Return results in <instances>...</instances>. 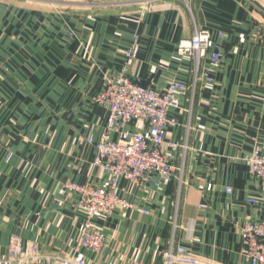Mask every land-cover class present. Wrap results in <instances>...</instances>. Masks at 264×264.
I'll return each mask as SVG.
<instances>
[{
  "label": "crops",
  "instance_id": "crops-1",
  "mask_svg": "<svg viewBox=\"0 0 264 264\" xmlns=\"http://www.w3.org/2000/svg\"><path fill=\"white\" fill-rule=\"evenodd\" d=\"M195 27L222 47L219 65L206 59L197 76L193 58L178 53ZM134 36L137 83L191 86L169 112L164 151L176 173L169 185L157 186L158 176L120 182L118 195L133 208L95 220L106 241L99 256L86 251L91 264H165L164 254L178 247L195 264H251L240 233L264 218V183L244 161L264 146V18L247 0H0V260L13 235L52 257H69L78 243L86 218L64 186L107 180L87 141L105 131L108 112L95 100L122 70ZM60 80L71 93L43 164L36 140L20 138V123L32 117L17 114Z\"/></svg>",
  "mask_w": 264,
  "mask_h": 264
},
{
  "label": "built area",
  "instance_id": "built-area-1",
  "mask_svg": "<svg viewBox=\"0 0 264 264\" xmlns=\"http://www.w3.org/2000/svg\"><path fill=\"white\" fill-rule=\"evenodd\" d=\"M152 1V0H147ZM223 38V35H220ZM220 44H214L207 29L195 27L192 38L182 40L178 46L180 56L193 58L198 75L202 61L209 59L213 65L221 62ZM139 52L138 36L125 51V64L121 71L106 78L103 92L96 102L108 112L107 126L99 141L91 138L88 145L95 152L94 166L107 177L103 185L88 182L83 185L66 184L68 192L78 195L74 204L77 212L85 215L78 243L69 257L43 255L31 242L23 244L13 235L7 257L0 264H91L86 251L99 256L105 245L106 236L95 220L111 218L118 210H131L133 204L118 195L123 180L140 184L158 176L157 186L169 185L175 178L176 169L164 151L168 128L174 125L169 112L179 109L180 97L190 90L185 82L173 80L166 89L146 87L131 77V69ZM199 78L197 77L196 80ZM211 82V78H206ZM195 89V85L193 87ZM116 137V139L114 138ZM252 177L264 183V146L256 147L244 159ZM210 188V187H209ZM200 189L204 186L200 185ZM231 193L230 188H226ZM252 204L258 201L249 200ZM2 202L0 201V206ZM202 209L206 206H201ZM148 214V211H144ZM176 226V225H175ZM243 254L251 264H264V218L258 223H247L241 228ZM165 264H195L197 260L183 247L164 254ZM102 264H121L108 260ZM127 264H143L134 259Z\"/></svg>",
  "mask_w": 264,
  "mask_h": 264
},
{
  "label": "rangeland",
  "instance_id": "rangeland-1",
  "mask_svg": "<svg viewBox=\"0 0 264 264\" xmlns=\"http://www.w3.org/2000/svg\"><path fill=\"white\" fill-rule=\"evenodd\" d=\"M65 84L62 80H60V82L55 81L49 88L48 90H45L40 93V91H36L34 92V94L36 96H33V98L38 99V103L39 105L35 106V107H27V105H25L24 103L20 104V108L18 110V114L19 117L23 115H27L29 114L30 117H32V120L29 122H21L20 124L23 126H26V128L22 129L21 131L22 134L20 136L21 140H23V142L25 140L28 141L29 140H36L35 141V145H40L41 146V156H42V160L43 164L44 163V158L47 156V160L49 162V158L51 157L49 152L47 151V145H50V143L52 142L51 136L49 132L54 133L56 128H59L58 123H63L61 121H59V116L57 114H61V108L63 105L67 104L65 103L68 98H66L65 96H68L69 91L71 93V90L66 89ZM66 98V99H64ZM17 106V105H16ZM27 113V114H25ZM48 114V115H47ZM23 117V116H22ZM35 117L39 118V119H34ZM40 117L42 119H40ZM47 117L49 118V121H47ZM45 118V119H44ZM51 124V125H50ZM27 131L31 132L32 138L29 136H27ZM39 132V133H38ZM38 152H40V150H38ZM47 162V163H48ZM46 163V164H47Z\"/></svg>",
  "mask_w": 264,
  "mask_h": 264
},
{
  "label": "water",
  "instance_id": "water-1",
  "mask_svg": "<svg viewBox=\"0 0 264 264\" xmlns=\"http://www.w3.org/2000/svg\"><path fill=\"white\" fill-rule=\"evenodd\" d=\"M251 6L253 7V9L255 10V12L262 18H264V6L262 4H260L258 1L255 0H247Z\"/></svg>",
  "mask_w": 264,
  "mask_h": 264
}]
</instances>
